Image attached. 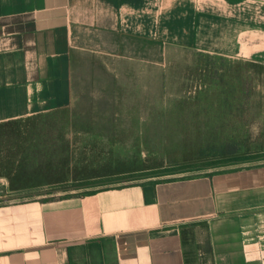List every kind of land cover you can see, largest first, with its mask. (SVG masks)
Returning <instances> with one entry per match:
<instances>
[{"label":"crops","instance_id":"crops-1","mask_svg":"<svg viewBox=\"0 0 264 264\" xmlns=\"http://www.w3.org/2000/svg\"><path fill=\"white\" fill-rule=\"evenodd\" d=\"M174 47L264 66V0H0V123L69 108L79 53ZM0 264H264V165L1 201Z\"/></svg>","mask_w":264,"mask_h":264},{"label":"rangeland","instance_id":"rangeland-1","mask_svg":"<svg viewBox=\"0 0 264 264\" xmlns=\"http://www.w3.org/2000/svg\"><path fill=\"white\" fill-rule=\"evenodd\" d=\"M204 89H211L213 94H200ZM72 93L73 102L69 107L72 115L86 119L93 127L97 126L94 123L101 124L104 139L114 142L116 159L126 161L127 170L136 169L143 174L162 172L176 165L201 161L225 144L234 145L240 155L259 157L184 175L160 173L152 181L264 165L262 65L218 56L210 58L181 47L170 50L162 66L79 53L73 63ZM3 134L1 131V138ZM10 146L0 141V161L11 155ZM19 169L15 167L12 176ZM11 173L0 163V197H5L0 202L44 200L67 194L57 191L43 196L36 191L11 192L7 177ZM142 182L123 181L114 186ZM111 187L72 193L81 195ZM47 189L50 187L42 190Z\"/></svg>","mask_w":264,"mask_h":264},{"label":"trees","instance_id":"trees-1","mask_svg":"<svg viewBox=\"0 0 264 264\" xmlns=\"http://www.w3.org/2000/svg\"><path fill=\"white\" fill-rule=\"evenodd\" d=\"M206 56L212 58L210 55ZM200 94L207 96L213 93L211 89H204ZM72 114L69 108H65L0 123V132L4 133L0 141L11 144L8 148L11 155L0 161L5 169L12 172L10 176L6 175L10 180L11 192L36 191L37 194L45 196L59 191L67 193L64 197H71L75 191L111 187L123 181L136 180L143 181L141 184L145 187L159 183L151 179L160 173L170 176L184 175L259 158L240 155L235 151L234 145L225 144L212 150L201 161L176 165L162 172L138 173L136 169L127 170L126 161L116 159V146L113 141L104 139L101 124L94 123L97 126L93 127L86 119L74 117ZM15 167L20 169L12 176ZM183 178L191 177L187 175ZM47 186L50 189L43 191ZM96 191L81 195L94 194Z\"/></svg>","mask_w":264,"mask_h":264}]
</instances>
